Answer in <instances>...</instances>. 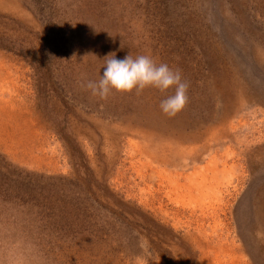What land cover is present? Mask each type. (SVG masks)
<instances>
[{"label": "rangeland", "instance_id": "1", "mask_svg": "<svg viewBox=\"0 0 264 264\" xmlns=\"http://www.w3.org/2000/svg\"><path fill=\"white\" fill-rule=\"evenodd\" d=\"M109 53L186 108L93 96ZM0 264H264V0H0Z\"/></svg>", "mask_w": 264, "mask_h": 264}, {"label": "clouds", "instance_id": "2", "mask_svg": "<svg viewBox=\"0 0 264 264\" xmlns=\"http://www.w3.org/2000/svg\"><path fill=\"white\" fill-rule=\"evenodd\" d=\"M104 71L98 81H87L84 85L93 96L107 99L113 91L120 94H142L146 89L154 88L167 95L160 102V111L171 118L180 114L189 103V83L183 79L178 69L167 63H157L152 56L139 54L135 58L130 53L123 59H117L115 53H109L104 59Z\"/></svg>", "mask_w": 264, "mask_h": 264}]
</instances>
